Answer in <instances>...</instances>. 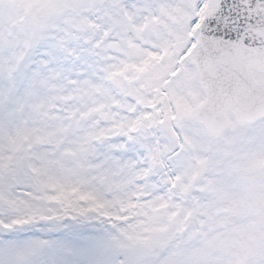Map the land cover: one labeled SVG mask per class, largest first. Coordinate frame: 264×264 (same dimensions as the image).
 Masks as SVG:
<instances>
[{
    "label": "snow or ice",
    "instance_id": "6c2138e0",
    "mask_svg": "<svg viewBox=\"0 0 264 264\" xmlns=\"http://www.w3.org/2000/svg\"><path fill=\"white\" fill-rule=\"evenodd\" d=\"M0 264H264V0H0Z\"/></svg>",
    "mask_w": 264,
    "mask_h": 264
}]
</instances>
